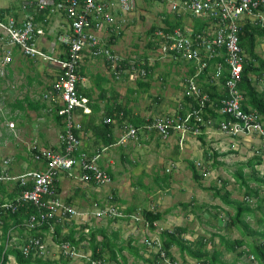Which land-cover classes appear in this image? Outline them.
Returning <instances> with one entry per match:
<instances>
[{"label": "built area", "instance_id": "obj_1", "mask_svg": "<svg viewBox=\"0 0 264 264\" xmlns=\"http://www.w3.org/2000/svg\"><path fill=\"white\" fill-rule=\"evenodd\" d=\"M154 1L169 3V12L173 17L182 18V25L169 29L163 23L148 36L147 42H151L150 49L157 57L181 60L191 68L181 86L185 94L195 102L183 114L175 111L146 117L138 126L124 121L119 143L137 140L141 135L149 136L152 133L165 139L175 133L179 136L181 145L187 135L202 134L204 126V133L206 128L216 127L231 138H256L264 152L263 123L256 111H244L241 105L243 95L239 84L248 56L240 46L238 36L245 23L264 26V0ZM136 2L137 0H22L23 18L5 14L0 17V69L12 62L15 52L26 58L53 63L57 67L51 88L41 98L57 106V114L63 116L64 127L59 135L58 150L37 148L32 144L29 147L32 160L40 163V167L17 175L10 174L7 166L0 169V183L14 181L21 188L12 200L0 203V213L13 212L19 206L31 204L36 212L24 221L28 231L44 223L53 225L54 222L72 221L77 226L87 225L92 218L123 219L131 223L143 220L139 210L127 212L117 204L112 194L102 204L94 205L93 211L79 210L60 198L55 185L58 174H71L74 169L79 170L81 182L104 185L110 181L108 172L97 163L99 153L89 155L82 150L81 141L74 132L77 127L74 111L78 108L83 112L88 111L87 98L77 88L78 67L82 58L89 56L102 58L114 78L127 73L130 80L136 81L138 77L145 75L142 67L145 63L141 57L128 59L115 52L110 43L123 32L126 20H129L127 15L135 9ZM47 8L48 13H58L62 19L61 32L56 33L53 41L49 42L45 38V19L40 21L37 18V14ZM194 18L205 21L207 26L202 31L195 32L191 22ZM60 47L61 52L55 53L52 49ZM202 81L222 85L225 95L216 112L223 117L218 119L203 116L205 103H209L210 107L211 101L209 94L200 86ZM104 122H109V119L105 118ZM7 163L8 160L4 159L3 164ZM194 164L202 176L210 174L203 169L202 162L196 161ZM246 200L253 202L250 197H246ZM1 224L0 217V227ZM83 231L87 232V227ZM146 244L158 253L165 264H182L167 257L158 237L149 238ZM58 247L61 254L70 258H83L86 264H107L104 259L92 258L91 253H81L76 245L69 242H62ZM19 248L25 255L31 252L44 255L46 252L45 243L34 235H28ZM248 259L252 264H262L251 254ZM192 264L208 262L197 261Z\"/></svg>", "mask_w": 264, "mask_h": 264}, {"label": "crops", "instance_id": "obj_2", "mask_svg": "<svg viewBox=\"0 0 264 264\" xmlns=\"http://www.w3.org/2000/svg\"><path fill=\"white\" fill-rule=\"evenodd\" d=\"M21 3L22 0H10L7 5H0V9L5 10V15L7 16L11 15L18 19H21L23 18ZM43 19H45V21H43ZM61 20V16L55 12L47 13L45 16L40 18V21L44 22L43 26L46 30L45 38L48 40V42L53 41L54 35L61 32ZM162 22L164 23V20ZM118 38L119 36L116 37L114 41L116 42ZM115 42L112 44V48L114 47ZM47 46L49 48V45ZM52 49L55 53L59 51L61 52V47ZM113 50L115 51L116 49L113 48ZM158 59L162 62V64L174 62L169 58L158 57ZM43 62L46 64V68L39 67L37 65V60L35 61L33 59L26 58L20 53L15 52L12 62L6 64L3 69H0L1 81L2 75H6L9 79H11L12 77L17 76V74L21 72L23 68L31 67L35 64L40 68L36 73V82L42 85L41 91H37L36 95L25 93L21 97L16 98L14 101L6 100V97H4L5 100H1L0 98V103H2L3 106V112L1 113L2 106L0 104V115L3 114L5 117V120L0 117V122L4 124L3 126H5V128L3 129V134L4 138L7 140L5 143V154L0 155V169L3 166H7V171L12 175H17L26 170L40 167V163L32 160L31 152L29 151L30 145L33 144L37 148H49L52 150H58L59 148V135L63 130L64 123L63 121L62 123L60 122L59 116L54 110L55 105L44 101L41 98L42 94L51 88V85L57 73V67L53 63L46 61ZM170 66L171 65L169 64L167 65L168 68H170ZM180 70L185 77L190 73L191 68H189V66L184 63ZM172 71L174 72L175 70L172 69ZM78 76L79 80L77 83V88L79 93L87 98L88 111L83 112L82 109L79 108L74 111V122L77 126V136L81 141L82 150L86 151L89 155H92L96 152L99 153L97 163L100 167L104 168L108 172L110 181L106 183V185H97L93 182H81L79 180V170L74 169L71 174L60 173L57 175V178L55 180L56 191L63 201L75 206L79 210L93 211L94 205L102 204L105 198L109 194H112L115 197L117 204L127 212H134L138 210L141 213L143 210L160 212L161 218L154 222L153 228L149 227V224L143 217V214H141L143 217V220L141 222H143L146 226H144L143 228L138 227V225H142V223L140 222L131 223L123 219L116 220L110 218H92L89 224L82 225L84 226V228L87 227V232L88 227L100 226L106 231L107 234L117 232L118 240L116 242L118 246L126 245V243L123 242V239H125L129 234L127 243L131 241L129 244L131 245L132 243V246L127 245L126 249H128L134 256L140 258L145 264H149V262H145L143 259L149 260L152 259L153 256L148 257L146 256V253L142 255L143 252L141 249H139L140 246L137 247L138 244L134 243L136 242L135 234H137L141 230V233H143V239L158 237L161 241L159 235L161 231L171 230L175 226L187 227L180 222H175L173 224V227L168 226L169 222L172 219L177 220L179 218H183V216L182 214L177 215L176 210H170L167 205L161 206V201L159 199H154V196H160L157 195L160 190H154L152 188L153 185H151V182L154 183V185L159 189L164 187L167 188L169 184L165 180L169 177L172 186H176L178 172L176 174H173V178L171 173L166 174L164 172H170L171 168L174 166V163H178V159L184 152V150H186V148L188 150L189 147H192L194 149L195 142L200 141L197 139V136L190 134L186 136V138L183 140V143L180 145L178 139L179 136L175 133L165 139L155 133H152L149 136L141 135L137 140H129L125 143H119V137L122 134L124 128L123 122H119L116 118L112 119L111 133L110 135L106 134V136H104L103 134L95 135L92 130V122H90V120H93V123L98 124L109 115L108 111L113 108L117 102L121 106H125L128 110V118L127 120H125L128 123H131V119L135 118L144 120V118L146 117L171 114L175 111H187L189 109V104H187L186 106L184 104L185 91L180 84V86L182 87L181 92L183 91V94L182 96L180 95L178 99L172 96H166V93L168 91L165 92V95L163 96L151 92L150 95L147 92L150 99L154 101V104L150 110V113L146 114L145 112H139L138 110H135L133 108V105H137L136 102L128 101V98H121L122 92L120 94L119 89L120 91H133L134 93L137 92L136 88H139L143 91H147L148 89L150 91L152 89L154 90L156 89L155 84L158 77L157 73L152 72L151 78L147 80V82L149 83V87L145 90L141 88L140 85L136 83V81L130 80L127 73L123 74L122 78L115 79L113 75L112 77L111 73L107 69L105 61L102 58H91L89 56H84L78 67ZM32 81L33 79L27 77L26 84H30ZM144 81H146V78L144 79ZM111 82H114V85H112ZM203 82L208 83L207 81H202V83ZM10 85L13 84L9 82L7 86L10 88ZM216 86L218 88V91H224L221 84H216ZM9 88L7 89L5 87V89H7L6 91L11 90ZM168 94L169 93H167V95ZM171 98L176 100L177 103L172 104L170 102ZM211 103L212 104L210 106L212 107L213 102ZM159 111L161 113H158ZM207 132H209L208 128H206L205 133ZM109 137L113 139H111V143L106 144L104 143V141H102L104 139L108 140ZM165 152H168V154L171 155L172 163L170 162V166L165 167L164 169H159L154 165L152 161H150L149 154L155 153L156 156H158L159 154H163ZM193 153L194 156H198L197 152L193 151ZM4 159L8 160L7 164H3ZM196 161L197 160H195L194 162ZM202 167L204 170H206L203 163ZM150 171L153 172L152 176L147 174ZM207 171L209 172V170ZM202 179L200 181H202ZM15 184L16 182L14 181H6L1 183V203L12 200L15 197ZM164 184H166V186H164ZM198 185L201 189L204 190L205 185ZM167 190L171 191L170 187L167 188L166 191ZM180 205L185 207V204L180 203ZM190 205H195V202L190 201ZM197 206L202 207L203 204ZM221 206L225 207L226 205L224 204ZM219 209L220 207H218V210ZM187 215L188 217L190 216L188 218L189 220L192 219V213H188ZM219 218L222 219V217L220 216ZM166 219L168 220L167 225H165L167 221ZM94 222L99 223L94 226ZM65 223L71 224L73 222L71 221L60 223L62 227L61 234L68 233V225ZM7 225L8 230L6 233V239L5 237H3L2 227H0V246L1 243L4 242L5 248L14 245L20 247L25 242L27 236L31 235V231H28L24 226V220L20 225H15L12 220H7ZM53 226L54 225L52 224L49 225L48 232L43 233V236H41L42 241L46 245V252L44 255H41V259L43 261H46L47 264H86V260L83 258L68 257V260L67 256L60 253L58 247L59 243L56 242L52 236V234H54ZM74 229L79 230L80 225L77 226L74 224ZM216 232L219 233L218 230H216ZM185 235L195 237L196 233L188 231L187 227V233H185L184 236ZM77 237L78 234H76L75 239H77ZM139 237H141L140 233ZM198 237L200 236L196 235L195 239L192 238L189 241L192 242ZM97 239L100 240L101 236L98 235ZM87 240L88 236H86V239L80 241L77 245L81 253H91V249L88 246ZM140 241L143 242L144 240L140 239ZM208 244H211L212 249H209V247H207ZM207 245V251L212 252L214 248L221 251L222 254L220 258L225 264L223 260V254L226 251L224 250V248L220 245H215V242H212V239L209 240V243H207ZM220 247H222L225 252L221 250ZM126 249L124 247L120 255H117L118 263L123 264L126 261V257L123 255V253L125 254ZM176 250H178V254L180 256L179 261L175 257ZM148 252L153 255L156 253V251L154 250L153 252L152 249H148ZM170 252L174 260H171L168 256L167 257L171 261H177L182 264L200 261L190 257L186 253L182 254L176 246H172L170 248ZM103 259L107 264L117 263L116 260H110V258L106 255ZM159 260L162 264H165L160 257ZM6 264L17 263L12 256H8Z\"/></svg>", "mask_w": 264, "mask_h": 264}, {"label": "rangeland", "instance_id": "obj_3", "mask_svg": "<svg viewBox=\"0 0 264 264\" xmlns=\"http://www.w3.org/2000/svg\"><path fill=\"white\" fill-rule=\"evenodd\" d=\"M9 2L10 0H0V5H7ZM127 16H129V20H126L125 28L119 35V38L115 42L113 48L116 49L115 51L118 54L128 59L139 56L141 58H147L149 66H153L154 63H157V66L154 67L152 72L157 73L158 77L155 84L156 89L154 90L152 89L150 91L148 89L147 91H143L139 88H136L137 92L134 93L133 91H120L119 89V93L121 94L122 92L121 98H128V101L137 103V105H133V108L135 110L149 114L154 101L150 99L147 92L149 94L151 92L163 96L165 95V92L168 91L167 93L169 94L167 95L166 93V96H172L177 99L180 97V95L182 96L183 91L181 92L182 87L180 86V84L182 83L184 76L180 69L183 66L184 62L181 60L177 61L169 58L174 62L162 64L155 53L151 51V49L147 46L149 36L148 30L150 29V27H160L163 24L162 21L164 20V17H172L171 13L169 12V3L153 0H139L135 5V9ZM185 21H187V19H185ZM263 44L264 42H262L261 40L256 47V51L264 58ZM168 64L171 65L170 68L167 67ZM37 65L39 67L46 68V64L43 61L37 60ZM37 65L34 64L31 67L23 68L22 71L17 74V76L12 77L11 79H9L6 75H2V80L0 81L1 100L6 97V100L14 101L16 98L21 97L25 93L36 95L37 91H41L42 85L36 82V73L40 69ZM172 69H174L175 71L173 72ZM123 74L125 73H122L119 78H122ZM27 77L33 79L30 84H26ZM9 82L13 84L10 85V88L7 86ZM111 83L112 85H114V82ZM5 87L11 90L6 91L7 89H5ZM263 87L264 80L258 83L257 89L260 90ZM170 102L172 104L177 103L173 98L170 99ZM0 104L2 106V103ZM2 109L3 106L1 108V113L3 112ZM158 113L161 112L159 111ZM0 117L5 120L3 114L0 115ZM3 125L4 124L0 122V155L5 154V143L7 141L4 138L3 129L5 128V126ZM204 134L203 144L201 142H195L194 149L192 147H189L187 150L186 148V150H184L181 155L179 154V161L178 163H174V166L171 168L170 172H164L166 174L171 173L172 178L173 174H176L178 172L176 186H172L169 177L165 180L169 184L167 188L170 187L171 191H166L167 188L165 187L159 189L152 182L151 185H153L152 188L154 190H160L157 194L160 196H154V199H159L161 201V206L167 205L170 210H176L177 215L182 214L183 216V218H179L177 220L172 219L168 224L169 227H173V224L175 222H180L188 227V231L196 233V235L205 238L207 243H209V240L212 239V242L214 241L215 245H217V237L211 238L212 233H218L216 232V230L219 231V234L225 235L229 238H240L241 233L237 228L232 227L230 229H226L221 225L222 221L219 216L224 219V217L233 212V209L229 206L222 207L221 205L224 204L218 197H213L212 191L208 189L203 190L199 187L198 184H203L205 185V187L215 184L217 185V187H219L223 181H227L228 183L226 188L231 192L230 197L233 199L243 200L245 196L244 188L239 187L234 177V171L237 170L239 164L245 163L254 155L260 154L262 156L263 162L260 165L256 166L255 169L259 172V174L264 175V152L263 149L259 146L258 140L256 138L236 137L232 139L225 133L220 132L216 127L210 128L209 132ZM193 151L197 152L198 156H194ZM205 151L207 152L205 153ZM215 151L217 152L216 157L212 155V153ZM149 155L150 161H152L154 165L159 169H164L165 167L170 166V162L172 163L171 155L168 154V152L159 154L158 156H156L155 153H150ZM195 160H199L200 162H202L204 167H206V169L210 172L209 176L203 177L202 181H200L199 183L195 182L192 179L190 175V169L188 167V161H192L193 163H195ZM213 161H217L218 163ZM243 173L246 176L251 175V171L247 167H244ZM147 174L152 176L153 172L150 171ZM164 186H166V184H164ZM249 186L252 188H257L260 193L259 195L264 196V191H261L263 189L262 185L258 186L254 179L249 180ZM190 201L195 202V205H190ZM180 203L185 205L187 204L188 206L183 207L182 205H180ZM253 203L254 202H252V204ZM200 204H203V206L198 207L197 205ZM218 207H220L219 210ZM188 213H192L193 215L192 219L190 220L188 219L190 217H188ZM217 213H219V215L215 217ZM139 222L142 223V225H138V227L143 228L145 226L144 223L138 221V223ZM167 222L168 220L166 221L165 225H167ZM246 222L251 229L264 231V210H255L253 215L247 216ZM97 223L99 222H94V226H96ZM139 233L141 237H139ZM142 235L143 233H141V230L140 232L135 234L136 242L134 243L138 244L137 247L140 246L139 249L142 250V255L146 253V256L152 257L153 254L148 252V249L150 248H148V245L146 244V240L148 239H143ZM196 235L195 237H190L187 235H185L184 237L187 240H191L192 238L195 239ZM128 239L129 234L125 239H123V242L126 243V245H123L125 249L126 246H129V243L131 242L130 241L129 243H127ZM140 239L144 241L142 242L140 241ZM244 239L250 243L261 242V237H259L258 235L247 234ZM130 246H132V243ZM207 247H209V249H212L211 244H208ZM242 248L247 249L246 246ZM220 249L223 250L222 247H220ZM240 249H237V251H239ZM152 251L154 252V250ZM123 255L126 257V261L123 264H145L140 258L134 256L128 249L125 250V254L123 253ZM175 255V257L179 261L180 256L178 254V250L175 251ZM223 256L225 264H252L247 255L239 256L237 255V252H225ZM188 264L192 263L188 262Z\"/></svg>", "mask_w": 264, "mask_h": 264}, {"label": "trees", "instance_id": "obj_4", "mask_svg": "<svg viewBox=\"0 0 264 264\" xmlns=\"http://www.w3.org/2000/svg\"><path fill=\"white\" fill-rule=\"evenodd\" d=\"M5 10L0 9V17L5 14ZM49 12V8L45 9L42 12L37 14L38 20L41 17L45 16ZM165 25L172 29L177 26L182 25V18L177 17H166L164 19ZM193 29L195 32L202 31L206 26L207 23L203 20L194 18L192 21ZM156 26L150 27L148 30V35H150ZM239 44L242 49L246 52L248 59L246 60L243 70L241 81L239 84V88L243 95V100L241 102L242 109L244 111L254 110L258 113L260 117V121L263 123L264 128V87L260 90L257 89L258 83L264 80V58L257 53L256 47L259 42L264 38V26L260 25H252L250 23H245L240 31H239ZM115 41H110L113 44ZM148 48H152L151 42H147ZM144 61V65L142 66L145 70V75L143 77H138L136 79V83L140 85L143 89H148L149 83L147 82L148 79L151 78L152 71L157 63H154L153 66H149L147 62V58H142ZM124 67V66H123ZM191 72V71H190ZM203 77V75H201ZM146 78V81L144 79ZM202 80V78H201ZM203 91H206L209 94L210 101L213 102V106L209 107V103H205V107L202 109L203 116L205 118L209 117H217L218 119L223 117L219 115L216 110L220 108V100L224 97L225 91H218V88L215 84H209L203 82L200 84ZM184 104L185 106L192 102H195L192 98L188 97L184 93ZM212 104V103H211ZM197 107V104H196ZM58 109L55 106V112ZM188 109V110H189ZM185 110H182L180 113H185ZM57 113V112H56ZM108 116L106 117L109 119V122H104V119L99 122L98 124L92 122V130L95 135H110L112 130V123L111 120L116 118L119 122H124L128 118V110L125 106H121L118 102L115 104L113 108L108 111ZM59 116V120L62 123L63 116L57 114ZM130 121V120H129ZM144 120L142 119H131V123L134 126L140 125ZM127 122V121H126ZM204 130L205 127L202 126V134L197 135L198 140L203 144L204 141ZM75 134L77 135V129L74 130ZM111 137L109 139H104V143L109 144L111 143ZM113 140V139H112ZM207 151H205L206 153ZM212 155L216 157L217 152H213ZM208 156V155H207ZM218 163L217 161H213ZM263 162L262 156L260 154L254 155L250 159H248L245 163L239 164L237 170L234 171V177L239 185L240 188H244L245 196L243 200L233 199L231 198V192L226 188L227 181H223L219 187L217 185L212 184L204 189H208L212 191L213 197H218L223 204L229 206L233 209L232 214H228V216L221 219V225L226 228L230 229L232 227L237 228L240 233V238H229L225 235H221L219 233H212V237H218V244L224 248L226 252H237V255H253L254 259L258 262L264 264V231H257L253 230L249 227L248 223L246 222L247 216L253 215L255 210H264V196L259 195V190L257 188H252L249 186V180L254 179L258 186L262 185L264 191V175L259 174V172L255 169L256 166L260 165ZM188 167L191 171V177L195 182H200L203 178L200 171H198L192 161L188 162ZM247 167L251 171V175H244L243 169ZM206 169V167H204ZM207 171V169H206ZM2 185L0 183V190ZM21 188L18 183L15 184V193L16 196L20 192ZM260 191V192H261ZM260 196V197H259ZM246 197H250V199H254V203L249 202L246 200ZM115 198V197H114ZM116 201V199H115ZM1 203V202H0ZM184 206H188L187 204ZM131 211V210H129ZM36 212V208L31 204H25L23 206H19L15 211H7L5 214L0 213V217L2 218V231L3 237L6 239V233L8 230L7 220H12L15 225H20L25 221L27 217ZM143 217L148 222L149 227H154V222L161 218L160 212H153L150 210H143L142 211ZM219 213L215 215L217 217ZM118 220V219H116ZM53 223V222H51ZM68 225V233L61 234V224L60 223H53L54 227V234H52L54 240L59 244L62 242H69L73 245H78V243L82 240L86 239L88 236V246L91 249V257L92 258H101L103 259L104 256H108L112 260L117 261V255L123 250V246L117 245L118 240V233L113 232L111 234H107L106 231L100 227H88V232L84 233V226H80L79 230L74 229L73 223H65ZM49 223H44L43 225L36 227L31 231V235L38 236L41 238L42 234L48 232ZM187 233V227L184 226H175L171 230H163L160 232V238L162 241V248L166 252V255L171 259L174 260L173 256L171 255L170 248L172 246L178 247L180 252L186 253L190 257L200 260L206 261L208 264H224L221 260V251L218 249H213L212 252L207 251L206 245L207 241L203 237H198L194 241H189L184 238V234ZM76 234H78L77 239H75ZM247 234L251 235H258L261 237L260 243L255 242H247L244 237ZM100 235L101 239L98 240L97 236ZM5 241V240H4ZM246 246L247 249L242 247ZM241 248V249H240ZM237 249H240L237 251ZM8 256H12L17 264H47L46 261L41 259V255H36L31 252L28 255H25L20 250L19 246L14 245L11 247L5 248V243L2 242L0 246V264H6L8 260ZM69 260V258L67 257ZM145 262H149V264H162L159 260L158 254L155 253L152 259H143ZM125 261V260H124ZM116 264H119L118 261Z\"/></svg>", "mask_w": 264, "mask_h": 264}]
</instances>
